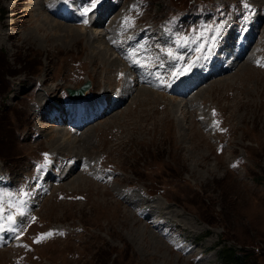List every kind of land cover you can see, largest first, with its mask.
<instances>
[{
	"label": "rangeland",
	"instance_id": "obj_1",
	"mask_svg": "<svg viewBox=\"0 0 264 264\" xmlns=\"http://www.w3.org/2000/svg\"><path fill=\"white\" fill-rule=\"evenodd\" d=\"M195 1L202 0H109L107 23L90 14L84 23L82 14L76 19L89 4L82 0L61 23L46 8L62 2L61 14L65 0H0L4 215L17 191L10 183L21 176L19 192H29L20 238L0 233V264H12L21 247L33 251L26 264H264V67L257 65L264 64V0L210 4L206 18L220 17L226 33L222 47L195 64L201 80L191 93L174 95L172 73L201 55L203 41L184 38L208 27ZM125 17L134 27L125 28ZM102 38L116 55L106 63ZM169 49L182 59L169 58ZM86 81L93 103L71 108L65 90ZM45 103L61 111V123L49 119ZM64 116L79 129L64 132ZM63 133L68 140L52 143ZM146 210L187 236L162 237L174 244L169 261L137 243L145 230L159 234ZM48 228L54 240L35 243ZM195 239L200 250L214 244V252L184 260L199 251H188Z\"/></svg>",
	"mask_w": 264,
	"mask_h": 264
},
{
	"label": "bare ground",
	"instance_id": "obj_2",
	"mask_svg": "<svg viewBox=\"0 0 264 264\" xmlns=\"http://www.w3.org/2000/svg\"><path fill=\"white\" fill-rule=\"evenodd\" d=\"M82 0H65V3H66V6H67V8H65L64 9V11L61 13V14H59V11L57 10V9H55L57 6H59V7H62V2H59L56 6H51V7H47L46 8V10H47V12H48V16H50V17H52V19L54 18V20H55V18H57L58 19V21H61V23H66V22H68V20H70L71 19V17H72V8H73V6L74 5H76V4H79V2H81ZM88 3H89V0H88ZM105 3H107V1L105 2ZM65 5V4H64ZM88 5V4H87ZM105 7H106V5L104 4V6H103V8H99V11H102V13L98 16L99 17V19L101 20V22L102 23H105V21H104V19L106 18V14H105ZM103 15H104V17H103ZM40 16V15H39ZM46 17V16H45ZM96 22V21H95ZM95 22H93L92 21V23H95ZM61 23H59V24H61ZM101 26H103V24H98V22H97V27L96 28H98V27H101ZM60 28H63V32H66L67 33V35L69 36V33H70V37H72V38H74L75 36H77L78 37V35H77V31L75 30V29H72V27L71 28H69V27H61V26H59ZM95 26H92L91 27V29H90V33H92V35H93V33L95 32L94 31V28ZM38 30H39V27H37L36 28V31L38 32ZM57 30V29H56ZM82 33V32H81ZM80 33V34H81ZM63 35H65V34H63ZM85 35V34H84ZM0 36H2V35H0ZM33 36V35H32ZM4 37V36H3ZM76 37V38H77ZM79 38H80V36H79ZM103 39V38H102ZM89 40H90V37H89ZM222 41H224V40H222ZM103 42V43H102ZM102 42H101V44H102V47L104 48V50L106 51V53L108 54V58L106 59V60H104V59H102V63H106V62H109L110 61V59H112V58H114V52H112L111 50H110V48H111V46L112 45H109V44H113V43H111V42H108V40L105 42V40L103 39L102 40ZM109 43V44H108ZM154 43V42H153ZM223 44V43H222ZM221 44V45H222ZM225 44V43H224ZM159 45V44H158ZM100 46V45H99ZM224 46V45H223ZM161 49H163V48H161ZM99 50V49H98ZM116 50H117V48H116ZM117 51H119V50H117ZM116 51V52H117ZM102 52V51H101ZM103 54V53H102ZM104 55V54H103ZM103 55L101 56V57H103ZM158 59V58H157ZM199 64V63H198ZM246 64V63H245ZM248 65V64H247ZM239 68H241V66L239 67ZM139 78V77H138ZM140 80V79H139ZM181 82L183 83V82H186V79H183V80H181ZM136 84H137V82H136ZM139 84V83H138ZM185 84V83H184ZM185 86H188V85H186L185 84ZM143 87H144V85H143ZM184 88H182V85L181 84H179L178 85V88H177V91H179V90H183ZM145 89L144 88H140L139 89V93L138 94H140V95H142V93H143V91H144ZM102 93H104V92H102ZM101 93V94H102ZM85 94H88V92L86 91L85 92ZM144 96H148V94H146V95H144ZM92 99L93 98H84L83 100H78V99H74V100H69V101H67L68 103H69V106L71 107V108H75V109H78V108H83V107H85L84 105L85 104H88V105H90V104H92L93 102H92ZM146 99V98H145ZM144 100V99H143ZM148 99H146L145 101H147ZM84 104V105H83ZM44 106H46V108L44 109V110H47V109H49V111L47 112V116L49 117V119L51 120V121H54V118L55 117H58L59 119H60V123H61V121H63V117L61 118L60 116H61V111L57 108V107H55L53 104H44ZM64 119H66V121L68 122V124H69V127L64 131V132H68L69 133V130H78L79 128H78V126L77 125H75L74 123H73V121H71L70 119L68 120L67 118H66V116H64ZM72 120H74V119H72ZM65 121V120H64ZM76 122H81V121H79V120H77ZM85 126V125H84ZM83 127V126H82ZM59 134V133H58ZM63 135H64V138H61V137H55L53 140H52V143H58L59 142V140H61L62 139V141L64 140V139H67L68 140V138L69 137H67V135H66V133H63ZM67 137V138H66ZM87 143H89V142H87ZM161 216H158V217H156L155 216V219L156 220H158V218H160ZM161 218H163V217H161ZM154 219V220H155ZM146 220L147 221H149V223L153 226V223H152V221H150V220H148V217L146 218ZM164 220H166V219H164ZM147 224H146V226H149V224H148V222H146ZM151 225H150V227H151ZM133 226V225H132ZM139 228V227H138ZM144 228H145V226H144ZM145 230V229H144ZM157 230V229H156ZM190 232V231H189ZM143 235H146V236H151V237H149L148 236V238L151 240V241H153L154 242V244H151L146 238L144 239V236ZM159 236H161L160 234H157V235H155V236H153L151 233L149 234L148 232H147V230H145V231H143L142 233H141V236H140V238H139V236H137L136 235V240H137V243L138 244H140V245H146L148 248H152L153 249V252H154V255H155V257H158L159 256V253H163V252H166L167 253V258H162L163 260H166V261H169V258H170V256H169V251L171 252V247H173L172 245H174V244H172L171 242L172 241H168V240H165V239H163L162 237H159ZM159 237V238H158ZM165 238V237H164ZM167 246H165V245H163V243ZM178 251H180V252H182V250L181 249H179ZM179 252V253H180ZM197 254H199V251H191L190 253H187V254H185V256H184V258H186V259H184V260H188L189 258H191V257H194V256H196ZM178 255V254H177ZM178 257H180V255H178L177 256V258ZM161 258V257H160ZM174 260V259H173ZM176 260H178V259H176ZM176 260H174V261H176ZM208 262V260L205 258V259H203L202 261H199V263L198 264H205V263H207Z\"/></svg>",
	"mask_w": 264,
	"mask_h": 264
},
{
	"label": "snow or ice",
	"instance_id": "obj_3",
	"mask_svg": "<svg viewBox=\"0 0 264 264\" xmlns=\"http://www.w3.org/2000/svg\"><path fill=\"white\" fill-rule=\"evenodd\" d=\"M102 2V0H89V4L87 7H84L82 9V15L85 17H88L90 13L94 12V10L97 8V6ZM246 7H250L248 5H245ZM135 7V6H134ZM88 20L85 19L84 23H87ZM135 20L132 17H125L124 18V26L125 28H132L134 27ZM208 33H214L212 35H208ZM222 33V27L217 26L215 28L206 27L203 30L199 31L195 37H185V42L192 40V42H199L203 41L201 43H198L197 51L201 53L200 56L196 58V61H193L191 64H188L187 67L182 69H177L175 72L172 73L173 78H178L179 76L185 75L187 72L191 71L192 67L195 66V64L203 59L207 60L209 56L206 54L213 51L216 42L219 40V37ZM167 55L169 58L174 60H180L182 57L175 56L173 52L169 49L166 50ZM137 63H139L137 61ZM257 65L264 67V64H262L260 61H257ZM213 115H215V112H213ZM213 127H218V122H214ZM45 159L47 161L48 157L47 154H45ZM43 167V166H41ZM28 193L21 190V192L17 194H12L8 198L7 203V209H8V215L5 216V203H4V197L2 194H0V233L5 231H10L15 235V238L19 239V233L23 231L22 228L18 226L17 217H25L26 216V206H27V200L23 199L21 197L27 196ZM15 209L16 211L13 212L12 210ZM53 235L52 232H48L46 234H42L35 243H40L42 240L47 239ZM60 235H63V233H60Z\"/></svg>",
	"mask_w": 264,
	"mask_h": 264
},
{
	"label": "water",
	"instance_id": "obj_4",
	"mask_svg": "<svg viewBox=\"0 0 264 264\" xmlns=\"http://www.w3.org/2000/svg\"><path fill=\"white\" fill-rule=\"evenodd\" d=\"M89 88H90V83L86 82L75 90L71 88H67L66 92L69 95V97L78 99V98H82L85 92L88 91Z\"/></svg>",
	"mask_w": 264,
	"mask_h": 264
}]
</instances>
